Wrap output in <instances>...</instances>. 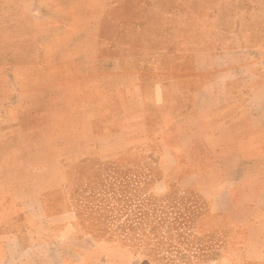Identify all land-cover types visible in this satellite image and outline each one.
<instances>
[{
  "label": "rangeland",
  "instance_id": "obj_1",
  "mask_svg": "<svg viewBox=\"0 0 264 264\" xmlns=\"http://www.w3.org/2000/svg\"><path fill=\"white\" fill-rule=\"evenodd\" d=\"M105 7L111 17L120 10L112 38L124 30L129 43L167 45V62L138 57L131 68L154 69L186 88L196 85V55L264 45V0H111ZM18 16L0 15V64L7 53L30 62L37 47L32 16L23 28L13 22ZM141 25L149 28L137 37ZM168 64L182 75L168 74V66L162 73ZM83 88L73 85L58 108L30 111L22 128L0 133L9 169L0 179L12 184L0 188L7 208L0 233L18 235L25 247L20 252L17 240L0 247V264H264L243 208L222 212L195 164L167 157V125L156 107L145 138L141 125L124 119L89 123Z\"/></svg>",
  "mask_w": 264,
  "mask_h": 264
},
{
  "label": "crops",
  "instance_id": "obj_2",
  "mask_svg": "<svg viewBox=\"0 0 264 264\" xmlns=\"http://www.w3.org/2000/svg\"><path fill=\"white\" fill-rule=\"evenodd\" d=\"M110 1L0 0V15L18 12L13 22L20 28L32 16L30 26L39 35L30 62H13V54L19 55L7 53V62L0 64V133L13 124L22 128L30 111L58 108L61 99L67 102L72 97L75 84L83 83L89 123L124 119L141 125L146 135L154 106L159 123L167 125V157L181 156L194 163L193 170L214 202L225 205L222 212L233 216L243 208L251 235L261 237L264 251V45L196 55L191 74L196 85L186 88L180 79H167L154 69L131 68L138 57L167 62V45L157 49L152 40H140L138 36L149 28L145 25L139 26L138 38L131 43L124 30L112 38L111 24L121 7L108 16L105 5ZM19 37L20 43L27 38ZM167 66L168 74H181L172 70V64L162 73H167ZM95 139H101L98 133ZM5 154L0 151V178L9 170L1 158ZM207 177L214 181L211 186ZM5 187L12 184L0 179V188ZM5 203L0 193L4 221ZM0 237L3 251L16 240L20 252L25 250L18 235Z\"/></svg>",
  "mask_w": 264,
  "mask_h": 264
}]
</instances>
